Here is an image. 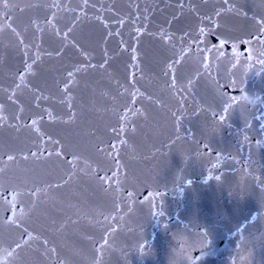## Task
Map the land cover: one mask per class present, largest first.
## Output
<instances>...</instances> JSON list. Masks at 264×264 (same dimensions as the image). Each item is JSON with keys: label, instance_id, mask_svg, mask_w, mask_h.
Returning a JSON list of instances; mask_svg holds the SVG:
<instances>
[{"label": "water", "instance_id": "obj_1", "mask_svg": "<svg viewBox=\"0 0 264 264\" xmlns=\"http://www.w3.org/2000/svg\"><path fill=\"white\" fill-rule=\"evenodd\" d=\"M0 264H264V0H0Z\"/></svg>", "mask_w": 264, "mask_h": 264}, {"label": "snow or ice", "instance_id": "obj_2", "mask_svg": "<svg viewBox=\"0 0 264 264\" xmlns=\"http://www.w3.org/2000/svg\"><path fill=\"white\" fill-rule=\"evenodd\" d=\"M59 6H60L59 4H54V5H53V7H59ZM4 7H5V8L8 7L7 3L4 4ZM203 31H204V30L201 29V32H203ZM223 43H224V42L222 41L221 44H223ZM132 59L135 60V59H136V56L133 55V56H132ZM27 67L30 68L31 66H27ZM68 76H69V77H72V76H73V73H72V72H69V73H68ZM21 79H23V76H21ZM228 107H229L228 104H225V105H224V110H225V112L228 111ZM220 120H221V121H224V120H225V116H223V115L220 116ZM35 123H36V121H33V124H35ZM32 155L35 156L36 153H32ZM9 159H12V157H9ZM216 179L219 180L220 177H216ZM206 236H207V235H206ZM207 237H208V236H207ZM208 243H209V240H208V238H207V239H206V245H207ZM140 247H141V249H143L144 245H141Z\"/></svg>", "mask_w": 264, "mask_h": 264}]
</instances>
